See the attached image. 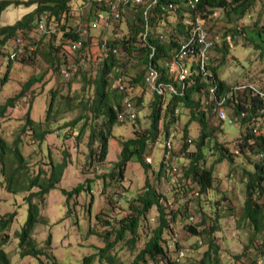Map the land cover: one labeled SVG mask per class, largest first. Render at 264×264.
Returning a JSON list of instances; mask_svg holds the SVG:
<instances>
[{
  "label": "rangeland",
  "instance_id": "obj_1",
  "mask_svg": "<svg viewBox=\"0 0 264 264\" xmlns=\"http://www.w3.org/2000/svg\"><path fill=\"white\" fill-rule=\"evenodd\" d=\"M34 7V5L26 6L23 3L8 6L1 13L0 25L14 23L23 14L32 11ZM135 11V8H130L123 13L122 20H109L107 24L101 22L102 24L99 23L95 26L91 22L95 13L91 3L87 0H72L68 20L71 25L77 27L78 34L83 40L87 38L88 34L98 36L102 40H111L115 36L126 35L129 30L128 22L133 21ZM167 14V20L170 24L165 30L171 29V25L175 26L177 23L176 12L169 10ZM186 14L183 11L185 19L187 18ZM46 15L42 13L38 17L45 24L46 30H40L39 23H37L39 20H36L34 24L38 28L34 27L28 36L29 38H27L30 42L35 39L37 43V52L32 55V59L22 62L17 60L21 57L17 55V58L10 60L9 68H7L8 55L13 53V42L8 40L0 47V105L7 98L17 94L28 79L33 80L24 95L15 100L12 106H8L3 116L0 117V135L8 143L13 142L18 136L20 139L18 146L26 160V168L15 174L19 179L13 185L15 191H11L7 187L5 177L15 170L16 163H11L8 172L3 173L0 162V216L5 213L16 212L10 225L4 230H0V242L3 241L1 238L4 236L2 248L9 256L11 264H56V262L57 264H81L84 256L97 252L105 245L106 240L103 235L107 231H111L108 239H113L118 219L128 211L129 201L143 191L146 179L151 180L157 191L164 195L166 205H172V209L178 213L172 222L173 228L165 236H172V240L177 241L179 247L188 248L187 261L185 262L198 264L204 253L207 250L210 252V238L213 245L217 246L216 254L220 261L229 263L230 256L228 253L241 252L243 243L247 242L251 233L247 220H241L244 200L242 167L245 165L249 168L251 161L258 160V155L247 153L248 156L243 157L245 155L238 153L234 154L233 161L223 160L215 163L213 165V189H210L207 194H198L199 186L193 178H189L188 182L182 186L187 191L185 200L190 215L187 219L185 216L187 214L182 212V201L173 203L172 192L175 190L173 185H177V180L183 181V178H180L183 166L181 161H186V159L181 157L179 151L183 141L181 138L183 127L188 123L187 137L191 138L192 141L187 146V150L193 151L200 126L196 119L187 122L190 117L189 111L180 107L177 121L171 125L178 133V137L173 142L174 158L172 156L170 158L172 169L181 168L178 175L172 174L170 167L166 173H162L159 177L157 175V168L165 154V135H163L162 123L160 122V134L152 147L150 156V164L154 168V172L145 171L139 163L130 161L126 164L121 179L116 175L110 177L108 173L114 169V164L119 159L120 141L132 137L135 130L147 127L149 123L147 116L150 110L148 105L144 104L143 107L138 108L137 120L114 123L108 140V151L105 159L97 161L94 157H90L88 136L91 133V128L89 124L83 132L80 131V128L85 120L89 121V118H85L84 115L91 117V113L83 110L79 101H87L92 92L94 79L98 76L99 63L93 61V57L90 52H87V49H83L82 52L78 51L76 55L83 54L85 62L76 75L64 79L59 71L53 68V63L56 61L53 60L51 63V58L46 53V45L49 41L54 43L59 41V37L51 35L52 32L49 30L54 27L58 30V25L54 20L47 19ZM206 21H208V27L211 26L212 28L209 33L215 35L216 47L209 51V57H212L213 65L221 64L218 67L219 77L231 86L238 85V83H251L261 88L264 87V55L260 54L258 49H255L245 38L246 31L248 32L252 27H255L254 25H264V0H255L251 9L242 17H236L233 13L226 17L218 9L213 11ZM137 24L141 25L139 22ZM234 29L236 32L242 29L245 31H240L232 36ZM133 32L134 30L131 29L130 34ZM261 35L264 38V31L261 32ZM224 37L228 51L221 53L219 48ZM69 50L70 52L66 53V56L57 53L60 65H72L74 63L76 55L72 53V49ZM119 55L121 59H124L125 54L122 51ZM137 55V52H133L132 57L126 61L125 74L128 76H134L141 68V64L136 60ZM221 60H223L222 63H220ZM6 71L8 77L2 84L1 79ZM126 75L120 77H122L125 85H128ZM118 79H112V87L118 85ZM52 91L55 92L56 96L48 114L49 118H47ZM140 91L142 94L145 93V97H149L145 89L140 88L138 93ZM168 98L169 94L166 93L165 101ZM205 100L206 96L203 92L202 102ZM210 107L212 108L211 111H214V107L212 105ZM204 108L205 116L208 118L211 114L208 115L205 106ZM224 108L228 114L233 111L229 106H224ZM27 111L34 121L33 127L51 131L43 139L39 140L35 137L30 127L26 128L24 132L20 131ZM212 116L213 118L211 117L209 120L210 124L213 126L215 123L216 125L219 124L216 115ZM76 118L78 120L71 123ZM98 121L100 122L101 119ZM98 128L99 126L96 130ZM220 128L223 131L216 134V139L235 152L237 139L240 133L245 132L246 128L243 129L236 123L228 122L220 123ZM92 144L93 149H95L98 142L94 141ZM175 158L181 159L177 161ZM62 159L66 160V167L62 172L61 180L42 199L33 198V201L39 206L40 215L31 232V238L35 246L41 248L46 255L35 257L29 254L21 256L16 232L20 230L27 216V203L24 197L30 191L38 189L37 186L30 184L31 179L37 176L38 183H42L51 172L49 161L55 164ZM214 159L212 153H208L204 157L205 164L209 166ZM82 182L85 183L84 185L90 184V190H83L74 194L66 202L60 189L69 190ZM28 188L29 190H27ZM223 195L227 197L223 198ZM215 206L218 210L216 222L214 221L215 214L211 211ZM139 224L138 238L134 246H130L128 242L129 233H127L124 239L117 241L114 247L108 251L113 256L114 261H120L124 264L131 262L137 251L144 245L146 236L151 235L152 228L157 224L155 207L151 209L145 219L140 220ZM188 224L194 225L195 232L187 230ZM211 227H214L215 230L208 237L206 232H209ZM49 232L51 233V246L48 250L45 240ZM253 251V249L248 248V252L241 259V264H250L251 259L257 255ZM172 258H174V254H172ZM208 260L205 256V261L208 262ZM91 264L109 263L102 262L95 257ZM159 264H164V262Z\"/></svg>",
  "mask_w": 264,
  "mask_h": 264
},
{
  "label": "trees",
  "instance_id": "obj_2",
  "mask_svg": "<svg viewBox=\"0 0 264 264\" xmlns=\"http://www.w3.org/2000/svg\"><path fill=\"white\" fill-rule=\"evenodd\" d=\"M71 1L72 0H0V16L1 13L10 5H19L23 3L26 6H35L32 11L23 14L21 18L16 20L14 23L0 25V47H2V45H4L8 40L13 41L17 36H19L22 40H26L27 45L24 47V52L20 54L21 57L17 60L24 62L27 59H32V55L37 52V43L35 39L34 41L31 39L32 43L27 38H29L28 36L32 32V29L37 27L34 22L39 20L38 17L40 14L45 13L47 14V19L49 18L54 20V22L58 25V30L55 28L56 32L51 35L58 36L59 41L57 43L49 41L46 45V53L51 58V63L53 60L56 61L53 63L54 69L60 71L61 66L65 65H60L57 53H61V55L66 56V53L70 52L69 49H71L78 40L81 42V45L77 48L74 55H76L78 51L82 52L83 49H87V52H90L93 57V61L99 63V71L98 76L94 79V84L92 86L93 90L87 98V101H79L81 108L91 113V117L84 115L85 118H89V121L85 120L83 122L80 131L83 132L84 128H86L89 124V127L91 128V133L88 136V145L90 146L89 155L90 157H94L97 161H103L107 154L111 129L114 123H116V114L113 106L115 104L120 106L119 103L123 95L117 86L112 87V79L114 80L122 75H126V61L132 57L133 52H137L138 55L136 60L139 64H141V68L134 76L126 75L128 78V85L125 86L124 91L132 96L135 105L139 109L140 107H143L144 104L148 105L150 110L147 116L149 123L147 127L135 130L132 137H128L120 141L119 159L115 162L114 169L108 174L110 177H114L116 175L121 179L123 177L125 166L130 161L139 163L145 171L150 170L153 173L154 168L146 161V158L151 156L152 146L157 141L160 134L159 123H162V132L163 135H165L169 125L174 121H177L180 107L187 109L190 114L189 121L187 122L196 119L199 122L200 129L199 134L195 139V150L188 151L187 146L189 143L185 141L188 135V123H186L183 127L181 136L183 141L179 151L185 152L184 158L187 160V165L182 166V174L180 175V178H183V181L180 182L177 180V185H173L175 190L172 192L173 203L182 201V212L187 214L185 215L187 219L190 216L185 200L187 191L184 190L182 186L188 182L189 178H193L199 186L198 194H207L210 189H213V165L215 163L223 160L233 161L234 154L238 153L245 155L243 157H247V153H253L256 155L263 153L258 160L251 161L249 168L245 167V165L242 167L244 173V200L241 220H247L251 229L247 242L243 243V250L238 253H228V256H230V262L223 263L222 260L220 261L219 257H217V246L213 245L211 239L209 238L210 252H207V250L198 263L241 264V259L245 256V253L248 252L249 248L254 250L253 253H257V255L251 259L250 264H258L257 257L262 256L264 247V127L257 129L256 131H252V127L249 124H251L253 118L257 115V110L262 104L261 100L256 95L249 97L245 92L248 91L247 89H244L245 91L234 90L231 85L219 77L218 67L221 64L213 65V59L212 57H209V51L216 47V40L214 38L215 35L213 33H209L212 29L211 26L208 27L207 22L209 20L206 22L208 39L212 42L208 51L209 62L206 64V69L208 68L209 72L203 74L202 71L200 72L198 65L195 62L192 63L189 74L184 79L185 86L181 89L177 80L173 79V75L167 74L163 71L164 69L160 67V79L164 81H172L177 85L180 93L170 94L166 101L165 94H155L151 96L149 100L144 101L143 98L145 93L142 94V90L138 93L140 88L145 89L143 80L145 66L149 62L159 66V63L164 59H170L172 52H174V50L187 39L190 26L183 21V11H185L187 15H190V17L198 15L208 19L209 16L212 15L213 11L220 9L226 17H228L231 13H233L236 17H242L251 9L255 0H195L193 8L189 7L187 4L190 0H159L156 7H153L147 15V23L150 26V33L146 37V43H144L141 39L144 28L137 24V22L144 23L142 10H137L134 14L133 21L128 22L129 30L126 35L115 36V38H111V40H102L98 36L88 34L87 38L83 40L78 34L77 27L71 25L68 20V13L71 9ZM87 2L89 1L87 0ZM169 2L177 4V6L172 9V11L177 14V23L175 26L171 25V29L165 30L167 25L169 27L170 22L167 20L168 12L162 9L161 6L166 5ZM89 3H91L92 8L95 9L91 22L94 20L97 12L104 11L106 14L104 20H97L94 22L95 26L101 22L107 24L109 20H114L106 11L107 8L100 6L95 2ZM118 20H122L121 17ZM162 20L165 22V25L164 30L160 31V21ZM254 26L255 27H252L248 32L246 31L245 38L255 49H258L260 54L264 55V38H262L261 35V32L264 31V25L258 26L256 24ZM131 29L134 30L133 34H130ZM240 31H245V29ZM240 31L236 32L234 29L232 36ZM156 32H160L158 34H162L163 37L158 39L156 34H154ZM18 33H20V35H17ZM100 42H107L108 44L114 45L118 48V52L108 54L99 52L97 45ZM150 44H154L156 47L153 52V56L151 57L149 56L152 50ZM221 44L222 45L219 48L220 52L226 53L228 50L226 49L225 37L222 39ZM30 45H33V48H30ZM121 51L125 54L124 59H121L120 55L118 56ZM8 56L7 68H9L10 60L17 58L16 53L12 56ZM80 58L85 60L83 54H79L76 55L74 62L78 63ZM222 62L223 60H221L220 63ZM80 67L81 66H79V68ZM76 73L74 75H76ZM7 77L8 75L6 71L1 79L2 84L7 80ZM32 81V79H28L17 94L7 98L6 101L0 105V117L3 116L8 106H12L15 100L24 95L30 87ZM213 83L217 84V95L215 97L218 99L221 96H224L225 104L232 108L233 112H235L236 120L232 124L236 123L243 129L246 128L245 132L240 133V136L237 139V143L235 144V148H237V150L235 152L216 139V134L223 131L222 128H220V123L223 124V122L228 121L217 119L219 124L216 125L215 123V126L211 125L209 122L211 117L213 118L212 115L217 114V111H211L212 108L210 107L213 105V98L209 95V88ZM262 89H264V87H262ZM203 92H205L206 96V100L204 102H202ZM55 96V92L52 91L47 109V118H49L48 114L54 104ZM248 99H250V101H248ZM204 106L207 109L208 115L211 114L208 118L205 116L204 112L206 111L204 110ZM176 109L177 112H175ZM240 111L246 112L244 116H239ZM232 116H234V114H232ZM78 118L72 120L71 123L76 122ZM137 118L138 115L133 121L137 120ZM99 119H101L100 122L98 121ZM33 124L34 121L30 118L29 111H27L25 114V121L20 131L24 132L26 128L30 127L32 128L33 135L39 140L43 139L47 133L51 132L48 129L41 130L39 127L36 129V127H33ZM97 126H99L98 130H96ZM208 129L210 130L207 131ZM94 141L98 142L95 149H93L92 144ZM19 142L20 139L18 136L13 140V142L8 143V141L0 135L1 171L3 173H7L10 169L9 165L14 162L16 163L15 170L7 174L5 177L7 180V187L11 189V191H15L13 189V185L19 180L15 174L19 170L26 168V160L18 146ZM164 148L166 147L164 146ZM208 153H212L215 158L209 166L205 164L204 160L205 155H208ZM171 156L174 158V151H172V154L169 155V157ZM7 163L8 165H6ZM49 164L51 172L48 177L45 178L46 180L42 183H38L37 176L32 178L30 184L32 186H37L38 189L30 191L24 197L27 203V216L20 230L16 232L18 248L21 256L29 254L35 257L39 255H46L41 248L35 246V243L31 238V232L40 215L39 206L35 201H33V198L36 197L38 199H42L50 189L57 185V183L61 180L62 172L66 167V160L62 159V161L55 164L52 161H49ZM172 168L173 166H170V170H172ZM165 169L163 156L157 168L158 177L161 176L162 173L167 172V169ZM84 184L85 183L83 182L78 183L75 187L69 190L60 189L61 193L65 196V201L68 202L72 195L78 194L83 190H90V184ZM27 190H29V188ZM226 197V195H223V198ZM164 201H166L164 195L157 191L151 180L146 179L143 185V191L138 193L133 200L129 201L128 211L118 219V225L116 229H114L113 239H108L111 231H107L106 234L103 235V238L106 240L105 245L98 249L97 252L84 256L81 264H91L95 257H97L100 261L108 262L109 264H124L120 261H114L113 256H111L108 251L114 247V244H116L117 241L124 239L127 233H129L128 242L130 246H134L138 238L137 230L140 225V220L145 219L153 207H155L157 211V224L154 228H152L151 235L146 236L147 238L144 245L137 251L131 262L127 264H159L163 262L164 264H177V262L172 258V254L176 252L179 244L176 241L174 246L169 248L168 243L171 241L172 236H165V234L169 233L173 228L172 222L176 219L178 213L172 209V205L167 206ZM211 211L215 214L214 221L216 222L218 219V210L216 206ZM15 215V211H13V213H5L1 215L0 230L7 228L13 221ZM186 227L187 230L195 232L194 225L188 224ZM214 230L215 228L211 227L209 232H206L208 237ZM1 239L3 241L0 242V264H11L9 256L2 248V244H4L5 239L4 237ZM45 243L47 249L49 250L51 246L50 232L47 235ZM205 256L209 259L208 262L205 261ZM185 259L184 261H187V259ZM188 262H190L189 259ZM185 263L188 264L187 262Z\"/></svg>",
  "mask_w": 264,
  "mask_h": 264
},
{
  "label": "built area",
  "instance_id": "obj_3",
  "mask_svg": "<svg viewBox=\"0 0 264 264\" xmlns=\"http://www.w3.org/2000/svg\"><path fill=\"white\" fill-rule=\"evenodd\" d=\"M89 2H95L96 4L103 6L107 8V12L112 16L114 20H118L120 17H123V13L128 11L130 8H135V10H142L144 23H140V27H143L144 30L142 32V41L146 43V37L150 33V26L147 23V15L148 12L153 8L156 7L159 0H88ZM195 0H190L187 2L188 6L193 8L194 7ZM173 3H168L167 5H164L163 9H170L173 8ZM135 11V12H136ZM134 12V14H135ZM106 14L104 11L97 12L96 16L94 17V20L92 21V25H95L94 22L97 20H104ZM134 17V15H133ZM185 23L189 24V34L187 39L180 44L178 48L172 52L171 58L164 59L161 61L158 65H155L152 62H149L145 66V72L143 75L144 85L146 92L148 93L149 97H145L144 95V101H147L151 96L155 94H178L180 93L179 88L176 84H174L172 81H164L160 79L161 71L160 67H162L167 74L173 75V79L177 80V83H179L184 88V79L189 74V71L191 69L192 63H196L199 67L200 72L202 71L203 74H206L208 71H206V64H208V51L212 45V42L208 39L207 35V25H206V18L200 17L198 15L194 17H190V15L187 16V18L184 20ZM39 27L40 30H46V26L43 23L42 20H39ZM52 33H55L56 29L55 27L52 29H49ZM160 31L164 30V21H160ZM160 33V32H158ZM156 33V37L158 39H161L163 36L162 34ZM81 45V42L78 40L76 44L72 46V53L75 54V51L77 48ZM99 52H102L104 54L108 53H117L118 48L112 45H108L106 42H100L98 45ZM152 53L154 52V46L153 44H150ZM30 48H33V45H30ZM14 53L20 54L24 52V42L21 38H16L14 41ZM152 53H150V57L152 56ZM79 57V56H78ZM85 60L83 58H80V61L78 63H73L72 65H63L60 68V75L64 79H68L72 77L76 71L79 69V66H82L84 64ZM118 85L120 92H122V97L120 100L119 105L116 104L113 106L116 114V121L117 122H127V121H133L136 116L138 115V107L135 105L134 99L129 93H126L125 90V83L122 81V77H118ZM241 85L238 87V89L233 88L234 90H244L247 89L248 91H245L249 97L251 96H257L261 100V107L257 110V115L253 118L251 124H249L252 128V131H256L257 129L264 127V91L262 89H257L254 87H248L246 83L239 84ZM217 87L216 83H213L209 91H213ZM213 98V110L217 111L216 117L219 120H227L229 123H233L235 118V112L232 111V113H227L224 106H227L225 104V97L221 96L220 98H216L214 95H211ZM147 98V99H146ZM250 101V99H248ZM177 112V109L175 110ZM246 112L240 111L239 116H244ZM234 114V116H232ZM169 125L167 132L165 133V140L164 145L165 148V154H164V167L166 169H169L170 167V158L168 155L172 154L173 149V142L177 139L178 133L176 130H174ZM191 138L187 137L186 142L191 143ZM156 143V142H155ZM181 157H184L185 152H180ZM263 153L259 154L258 157L260 158ZM150 157L146 158V161L150 162ZM175 159H181V158H175ZM183 166L187 165V160L181 161ZM181 168L179 169H172V174L178 175ZM182 174V172H181ZM180 174V175H181ZM201 242V241H199ZM175 241L172 240L168 243V247L171 248L174 246ZM188 248L186 247H178L176 252L174 253V260L177 262V264H186L184 259L187 256ZM257 263L258 264H264V247H263V254L262 256L257 257Z\"/></svg>",
  "mask_w": 264,
  "mask_h": 264
},
{
  "label": "clouds",
  "instance_id": "obj_4",
  "mask_svg": "<svg viewBox=\"0 0 264 264\" xmlns=\"http://www.w3.org/2000/svg\"><path fill=\"white\" fill-rule=\"evenodd\" d=\"M169 3H173V2H169ZM167 4H168V3H167ZM167 4H166V5H167ZM173 4H174L173 8L176 7L177 4H176V3H173ZM163 7H164V5L161 6L162 9H163ZM173 8H170V9H164V10H166V11L168 12L169 10H172ZM186 15H187V14H186ZM187 16H188V15H187ZM184 20H185V18H184V16H183V21H184ZM164 25H165V22H164ZM156 33H157V32H156ZM156 33H154V34H156ZM16 38H20V37L17 36ZM16 38L12 41V42H13L12 50L14 49V41L16 40ZM25 41H26V40H23V42H24V47H25V45H27V44L25 43ZM106 43H107V42H106ZM107 44H108V43H107ZM108 45H111V44H108ZM112 46H114V45H112ZM153 46H154V48L156 49V47H155L154 44H153ZM155 49H154V51H155ZM22 53H23V52H22ZM151 53H152V50H151ZM13 54H14V51H13V53L11 52L10 56H12ZM20 54H21V53H20ZM20 54H17V53H16V55H20ZM149 56H150V55H149ZM152 56H153V53H152ZM70 78H71V77H70ZM238 84H239V83H238ZM116 122H117V121H116ZM186 139H187V138H186ZM185 141H186V140H185ZM156 142H157V141H156ZM154 145H155V143H154ZM154 145H153V146H154ZM153 146H152V147H153ZM147 162H148V161H147ZM149 163H151V162H149ZM3 230H4V229H3ZM3 237H4V236H3ZM2 245H3V244H2Z\"/></svg>",
  "mask_w": 264,
  "mask_h": 264
},
{
  "label": "bare ground",
  "instance_id": "obj_5",
  "mask_svg": "<svg viewBox=\"0 0 264 264\" xmlns=\"http://www.w3.org/2000/svg\"><path fill=\"white\" fill-rule=\"evenodd\" d=\"M56 32V31H55ZM209 69L207 68V70L206 71H208ZM209 72V71H208ZM236 84V83H235ZM184 86H185V82H184ZM241 85H234V86H232V88H235V89H238V87H240ZM247 86L248 87H254V88H257V89H262V88H258L257 86H255L254 84H251V83H249V84H247ZM180 87H182L181 85H180ZM263 91H264V89H262ZM209 95L211 96V95H214V96H216L217 95V87L213 90V91H209ZM165 146V145H164ZM166 147V146H165ZM168 157H169V155H168Z\"/></svg>",
  "mask_w": 264,
  "mask_h": 264
},
{
  "label": "crops",
  "instance_id": "obj_6",
  "mask_svg": "<svg viewBox=\"0 0 264 264\" xmlns=\"http://www.w3.org/2000/svg\"><path fill=\"white\" fill-rule=\"evenodd\" d=\"M177 161H179V159H176Z\"/></svg>",
  "mask_w": 264,
  "mask_h": 264
}]
</instances>
